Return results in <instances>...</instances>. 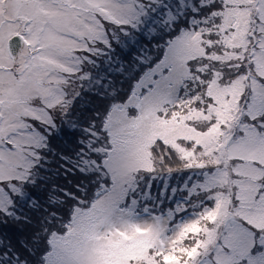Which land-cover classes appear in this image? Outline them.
Listing matches in <instances>:
<instances>
[{
	"label": "snow or ice",
	"instance_id": "snow-or-ice-1",
	"mask_svg": "<svg viewBox=\"0 0 264 264\" xmlns=\"http://www.w3.org/2000/svg\"><path fill=\"white\" fill-rule=\"evenodd\" d=\"M0 264H264V0H0Z\"/></svg>",
	"mask_w": 264,
	"mask_h": 264
},
{
	"label": "rangeland",
	"instance_id": "rangeland-1",
	"mask_svg": "<svg viewBox=\"0 0 264 264\" xmlns=\"http://www.w3.org/2000/svg\"><path fill=\"white\" fill-rule=\"evenodd\" d=\"M141 43H146L148 38L146 35L137 34L136 37ZM133 47H138V45H133ZM132 51L131 48L121 47L119 45L116 46L115 52L108 60H102L99 64V71L102 74H107L109 76H116L118 74V69H120L121 63H126L129 57V53ZM132 55L134 56L135 53L133 52ZM59 167V163L53 164V169ZM57 180L62 181L63 177L58 176L56 177ZM75 179V177H73Z\"/></svg>",
	"mask_w": 264,
	"mask_h": 264
}]
</instances>
